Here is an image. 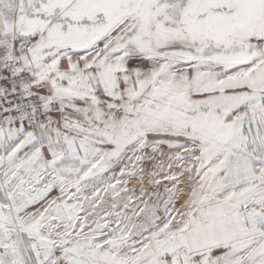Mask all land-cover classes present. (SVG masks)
<instances>
[{"label": "snow or ice", "instance_id": "6c2138e0", "mask_svg": "<svg viewBox=\"0 0 264 264\" xmlns=\"http://www.w3.org/2000/svg\"><path fill=\"white\" fill-rule=\"evenodd\" d=\"M0 264H264V0H0Z\"/></svg>", "mask_w": 264, "mask_h": 264}]
</instances>
